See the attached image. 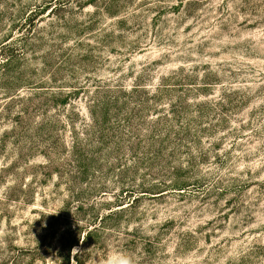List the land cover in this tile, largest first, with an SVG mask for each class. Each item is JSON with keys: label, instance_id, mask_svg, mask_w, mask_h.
<instances>
[{"label": "rangeland", "instance_id": "rangeland-1", "mask_svg": "<svg viewBox=\"0 0 264 264\" xmlns=\"http://www.w3.org/2000/svg\"><path fill=\"white\" fill-rule=\"evenodd\" d=\"M4 44L0 264H264V0H0Z\"/></svg>", "mask_w": 264, "mask_h": 264}, {"label": "trees", "instance_id": "trees-1", "mask_svg": "<svg viewBox=\"0 0 264 264\" xmlns=\"http://www.w3.org/2000/svg\"><path fill=\"white\" fill-rule=\"evenodd\" d=\"M8 47V44L0 45V55L3 56V52ZM6 55V54H4ZM8 55V54H7ZM8 63H1L0 61V69H3L8 66ZM58 234L53 233L49 235H45L40 242L38 248H37V255H48L49 253H52L54 250L58 248V241L61 240V238H57ZM75 243V242H74ZM68 244H61L60 250L57 252V259L59 264H71V253L69 252L66 256L64 255V251L67 248ZM73 245H70L69 248H71Z\"/></svg>", "mask_w": 264, "mask_h": 264}, {"label": "clouds", "instance_id": "clouds-1", "mask_svg": "<svg viewBox=\"0 0 264 264\" xmlns=\"http://www.w3.org/2000/svg\"><path fill=\"white\" fill-rule=\"evenodd\" d=\"M105 264H134V261L131 255L122 252H116L110 253L106 257Z\"/></svg>", "mask_w": 264, "mask_h": 264}]
</instances>
